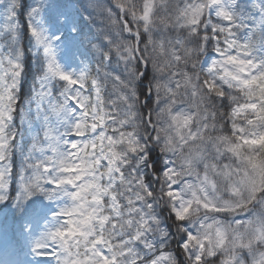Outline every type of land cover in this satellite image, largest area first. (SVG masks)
Here are the masks:
<instances>
[{
	"label": "snow or ice",
	"instance_id": "obj_1",
	"mask_svg": "<svg viewBox=\"0 0 264 264\" xmlns=\"http://www.w3.org/2000/svg\"><path fill=\"white\" fill-rule=\"evenodd\" d=\"M0 264H264V0H0Z\"/></svg>",
	"mask_w": 264,
	"mask_h": 264
}]
</instances>
